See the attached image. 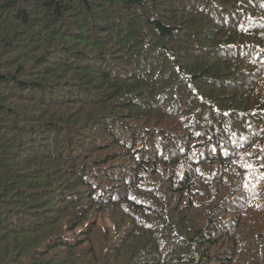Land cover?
Masks as SVG:
<instances>
[{"label":"trees","instance_id":"16d2710c","mask_svg":"<svg viewBox=\"0 0 264 264\" xmlns=\"http://www.w3.org/2000/svg\"><path fill=\"white\" fill-rule=\"evenodd\" d=\"M0 264H264V0H0Z\"/></svg>","mask_w":264,"mask_h":264},{"label":"bare ground","instance_id":"6f19581e","mask_svg":"<svg viewBox=\"0 0 264 264\" xmlns=\"http://www.w3.org/2000/svg\"><path fill=\"white\" fill-rule=\"evenodd\" d=\"M112 158V157H111ZM103 160V159H102Z\"/></svg>","mask_w":264,"mask_h":264}]
</instances>
